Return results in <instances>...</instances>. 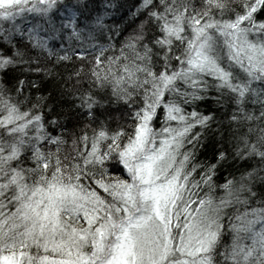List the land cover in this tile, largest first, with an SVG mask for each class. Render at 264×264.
Wrapping results in <instances>:
<instances>
[{"label": "snow or ice", "instance_id": "obj_1", "mask_svg": "<svg viewBox=\"0 0 264 264\" xmlns=\"http://www.w3.org/2000/svg\"><path fill=\"white\" fill-rule=\"evenodd\" d=\"M0 264H264V0H0Z\"/></svg>", "mask_w": 264, "mask_h": 264}, {"label": "trees", "instance_id": "obj_2", "mask_svg": "<svg viewBox=\"0 0 264 264\" xmlns=\"http://www.w3.org/2000/svg\"><path fill=\"white\" fill-rule=\"evenodd\" d=\"M133 3V0H126V6L127 4H132ZM125 11H126V8H125ZM119 23V21H117ZM109 23H111V21H109ZM123 38V37H121ZM92 53L91 51L89 52V56L88 58H86L85 60L82 61V63L87 66L89 64V60L92 59ZM73 60H75V57H73ZM77 66H79V64H77ZM54 97L56 96V93H53ZM215 147V145L211 144V142H206V146L201 149V154L204 156L205 159L209 158L212 156V149ZM220 179L222 180L223 177H224V171L221 170L219 173H218Z\"/></svg>", "mask_w": 264, "mask_h": 264}]
</instances>
